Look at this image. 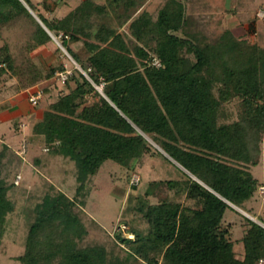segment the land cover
I'll return each mask as SVG.
<instances>
[{
  "label": "trees",
  "instance_id": "trees-1",
  "mask_svg": "<svg viewBox=\"0 0 264 264\" xmlns=\"http://www.w3.org/2000/svg\"><path fill=\"white\" fill-rule=\"evenodd\" d=\"M23 1L44 26L21 0H0V29L22 18L31 27L21 59L10 44L0 48V82L16 80V92L48 81L64 87L33 124L28 142L48 153L47 161L34 159L37 167L57 157L74 162L78 187L71 198L48 180L31 190L23 178L17 185L14 152L4 146L0 246L11 239L23 247L15 258L21 264H260L264 218L261 225L244 216L240 258L235 225L225 226L224 219L230 209L244 210L262 186L251 168L259 165L264 139V47L230 29L215 39L189 30L195 20L187 0H167L158 15L141 12L147 0H86L63 17L53 15L61 0ZM52 36L86 75L74 67L62 84L56 73L65 64L37 59ZM74 44H81L78 51ZM44 91L46 97L48 87ZM150 157L180 178L132 184L139 193L132 210L148 230L115 233L117 244H127L123 257L104 245H84L91 180L107 161L131 169Z\"/></svg>",
  "mask_w": 264,
  "mask_h": 264
},
{
  "label": "rangeland",
  "instance_id": "rangeland-1",
  "mask_svg": "<svg viewBox=\"0 0 264 264\" xmlns=\"http://www.w3.org/2000/svg\"><path fill=\"white\" fill-rule=\"evenodd\" d=\"M32 1L38 3L42 0ZM166 1L153 0V3L150 5V11L142 8L141 12L148 11L151 14L158 15L159 10L164 6ZM185 3L187 14L192 15L195 20L192 21L189 30L204 31L208 38L215 39L223 31L230 29L239 39L247 40L251 44L264 47V0H255L252 5L246 3V0H187ZM259 8H262V10H259ZM35 15L38 17L37 13ZM113 23L116 24V21L114 20ZM251 23H255L256 28L254 30L250 28ZM127 29L128 26L121 29V31H127ZM30 33V25L23 18L19 19L0 29V48L5 44H10L13 55L21 59L24 56L23 48ZM179 35H182V33H179ZM53 41L54 43L50 46L37 52L35 55L37 59L40 58L46 66H59L63 63L71 70L74 67L80 70V65L68 55V51L62 46L61 42L59 40L56 41L54 38ZM72 47L75 51H78L81 44H74ZM42 83L37 86H41L42 88L48 87V95L36 106L40 111L37 120L32 123V126L42 119L43 108L56 101L60 90L64 88L61 85H57L54 81ZM17 85L16 80L0 82V93H4L3 95H5V92L6 95L9 93L19 94L32 89L29 88L28 90L16 92ZM99 88L100 92L103 88L102 86ZM101 92L103 93V90ZM231 109L237 112L238 108L236 105H233ZM21 121L22 118L16 119L0 127L2 128L0 138L4 136V139H0V147L2 146L0 151L4 148L3 142L5 144H14L12 145L14 148V150L12 148L14 152L12 180L20 175L23 181H26L29 190L42 187L44 180H48L69 197L73 198L78 187L75 163L63 157H57L51 159L46 167L35 166L34 159L36 157H46L47 161L49 156L43 150L45 147L42 148L40 143H34L32 148L29 146L28 141L31 135L25 136L16 131ZM12 130L14 131L13 133ZM25 143H27V153L23 155L25 158L23 159L18 152L22 151L23 144ZM157 148L162 151L160 147ZM261 150L259 165L251 168V172L262 186L255 197L243 206L244 210L240 208L235 210L230 209L226 212L224 219L225 226L229 224L235 225L233 227V237L234 241H236L235 250L239 258L242 257L243 249L242 245L237 241H240L244 235V216L258 223H260L258 218H264V139L261 144ZM17 155H19V158ZM179 178L173 167H165L162 165V161H156L151 157L143 161L134 162L131 169H125L113 161H107L101 168L98 176L93 178L89 183L90 196L86 200L82 218L90 234L85 240L84 245H104L110 252H114L122 257L126 256L125 249L128 248L127 244L122 246L117 244L115 233L120 229H128L131 226L143 231L148 230L146 221L138 217L132 210L136 197L139 194L133 190L132 182L137 181V179H141V183H147ZM169 195L172 198L174 197V193L170 192ZM150 200L153 203L158 202L156 198H150ZM181 201L189 206L195 205L194 201L186 200L185 197H181ZM125 222L128 224L123 225L122 223ZM17 234V238L20 241L24 235L23 229L18 230ZM13 236L14 233L10 235V237ZM130 239H135V237L130 236ZM23 254V247L14 243L11 239H6L2 246H0V264H21L15 258Z\"/></svg>",
  "mask_w": 264,
  "mask_h": 264
},
{
  "label": "crops",
  "instance_id": "crops-1",
  "mask_svg": "<svg viewBox=\"0 0 264 264\" xmlns=\"http://www.w3.org/2000/svg\"><path fill=\"white\" fill-rule=\"evenodd\" d=\"M83 1H86V0H61L60 6L56 10V12H54L53 15H57L60 17L66 16L73 9L77 8ZM94 1L100 5H104L107 3V0H94ZM254 2L255 0H246V3L251 4V5ZM151 3H153V0H147V2L144 4L142 8L143 9L146 8L148 9V11H150ZM259 10H262V8H259ZM47 16H49V14H47ZM128 25L129 24L125 25V27ZM125 27H123L122 29H124ZM31 90H35V87L32 88ZM3 94L4 93H0V127L4 126L7 123H11L15 121L16 119L22 118V121L19 124V126L16 128V131L25 136L31 135L32 123L35 120H37V116H38L40 109L36 106H33L30 103L29 95L27 91H24L19 94L9 93L6 95V92H5V95ZM1 131H2V128H0V132ZM13 132L14 131L12 130V133ZM1 138L4 139V136H2ZM2 145L9 146L12 149L13 148L12 145L14 144L13 143L5 144V142H3Z\"/></svg>",
  "mask_w": 264,
  "mask_h": 264
},
{
  "label": "built area",
  "instance_id": "built-area-1",
  "mask_svg": "<svg viewBox=\"0 0 264 264\" xmlns=\"http://www.w3.org/2000/svg\"><path fill=\"white\" fill-rule=\"evenodd\" d=\"M56 41L58 40L56 37H54V36H52ZM68 54V53H67ZM69 55V54H68ZM70 56V55H69ZM71 57V56H70ZM156 65H159V62L158 61H156ZM72 74H73V71L71 70V69H69L67 66H66V69H65V71H63V72H57L56 73V77H57V79L62 83V84H65L67 81H68V79L72 76ZM34 88V87H33ZM102 88H103V86H102ZM97 89H99L100 90V88L99 87H97ZM103 89H101V91H102ZM28 94H29V100H30V102H31V104L33 105V106H37L40 102H41V100L44 98V95H45V91H44V88H42L41 86H35V90L34 91H32L31 89L30 90H28ZM27 153V143H25V144H23V149H22V151L19 153L18 152V154L20 155V156H22V158L23 159H25L24 157H23V155H25ZM22 154V155H21ZM21 180H22V177L19 175V176H17V178H16V184L18 185V184H20V182H21ZM139 180L140 179H137V181H133L132 183L133 184H138V182H139ZM263 190H264V188H263ZM260 264H264V261L262 260L261 261V263Z\"/></svg>",
  "mask_w": 264,
  "mask_h": 264
},
{
  "label": "water",
  "instance_id": "water-1",
  "mask_svg": "<svg viewBox=\"0 0 264 264\" xmlns=\"http://www.w3.org/2000/svg\"><path fill=\"white\" fill-rule=\"evenodd\" d=\"M23 3H24V5L26 6V8L30 11V13L37 19V21L40 23V24H42L43 25V23L41 22V20L35 15V13L29 8V6L23 1V0H21ZM44 26V25H43ZM82 72H83V70L82 69H80ZM84 74H85V72H83ZM86 75V74H85ZM101 92V91H100ZM102 93V92H101ZM103 94V93H102ZM231 205V204H230ZM232 207H234V208H236L235 206H233V205H231ZM257 222V221H256ZM258 223V222H257ZM259 224H261V225H263L262 223H259Z\"/></svg>",
  "mask_w": 264,
  "mask_h": 264
}]
</instances>
